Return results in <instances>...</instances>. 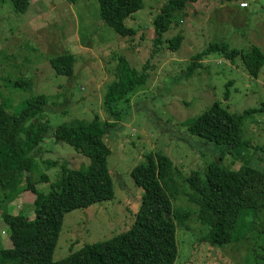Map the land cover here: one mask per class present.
I'll use <instances>...</instances> for the list:
<instances>
[{"label": "rangeland", "instance_id": "374dc122", "mask_svg": "<svg viewBox=\"0 0 264 264\" xmlns=\"http://www.w3.org/2000/svg\"><path fill=\"white\" fill-rule=\"evenodd\" d=\"M167 1L143 0L144 9L126 22L137 35L123 39L102 21L100 0H78L75 5L67 0H32L27 15L18 13L10 0H0V102L7 104L10 113H20L27 100L41 95L49 98L41 120L51 129L42 150L35 153L41 172L37 167L32 174L35 182H42L39 192L50 194L60 179V168L46 169L49 160L65 162L75 171L89 164L69 145H57L54 130L95 119L110 126L104 141L113 151L109 168L116 199L65 217L55 262L133 227L144 192L133 182L131 172L146 155L160 153L172 160L175 176L169 174L167 179L170 202L175 210L195 213L197 209L186 197L190 191L185 180L192 173L200 172L205 178L214 163L240 171L254 147L264 146V110H259L264 106V67L253 78L242 60L233 64L213 55L190 79L185 78L193 58L213 44H228L247 53L258 48L264 54V0H199L175 19L170 33L160 36L154 21ZM244 4L249 6L247 10L242 9ZM178 36L183 43L175 52L169 42ZM66 55L76 61L72 77L57 75L51 64L53 58ZM121 60L140 72L147 68L148 81L112 110L105 98L120 80ZM18 82L23 86H16ZM216 102L237 115L259 110L245 120L244 137L251 147L230 151L224 160L221 145L195 136L187 128ZM3 200L0 190V205ZM36 201L34 194L26 193L8 205L7 211L2 209L0 218L23 214L34 219ZM188 225L190 231L177 223V264H264V212L253 235L224 246H214L209 230L194 216ZM9 237L10 229L2 222V248L12 247Z\"/></svg>", "mask_w": 264, "mask_h": 264}, {"label": "trees", "instance_id": "16d2710c", "mask_svg": "<svg viewBox=\"0 0 264 264\" xmlns=\"http://www.w3.org/2000/svg\"><path fill=\"white\" fill-rule=\"evenodd\" d=\"M10 1L21 15H27L32 5V0ZM67 1L71 5L78 2ZM198 2L168 0L154 21L157 34L170 33L175 19L189 4ZM143 9V0H100L102 21L123 39L137 35L135 30L126 27V22ZM169 43L173 51L179 52L183 37L178 36ZM213 55L224 57L233 64L242 60L247 74L253 78H258L264 67V54L258 48L247 53L232 49L228 44H213L193 58L185 78L190 79ZM75 62L71 55L51 60L55 73L67 77L73 76ZM146 69L140 72L131 63L121 60L120 80L111 86L105 105L114 110V106L126 100L130 93L145 86L148 81ZM16 86H23V82ZM226 98H231L229 89ZM48 100L46 95L27 100L17 114L10 113L7 104L0 102V190L5 197L1 205L6 206L0 205V213L2 209L7 211L8 205L26 193L37 197L34 219L23 214L18 217L6 214L0 218V226L2 222L8 225L12 242L9 249L0 244V264H177L180 254L177 223L190 231L188 223L193 216L209 230L208 237L214 246L240 242L257 230L256 223L264 212V146L254 147L248 164H243L240 171L214 163L205 178L200 172L192 173L185 180L190 191L186 197L197 209L195 213L173 208L167 193L170 190L167 179L169 174H175L172 171L174 163L168 156L150 153L131 172L133 182L144 192L133 227L117 238L85 245L67 259L55 262V250L65 217L74 211L113 201L116 192L109 168L113 151L104 141L110 126L97 119L62 125L54 130L57 145H69L87 158L89 164L75 171L65 162L49 160L45 163L46 169L50 172L60 168V179L52 185L50 194L39 192L38 186L42 182H35L32 174L37 167L40 170L35 153L42 150L51 129L41 120ZM259 110L263 111L264 106ZM259 110L248 109L237 115L216 102L187 128L191 134L221 145V159L224 160L230 151H238L247 145L251 147L244 137L245 120ZM24 185H27L26 189H23Z\"/></svg>", "mask_w": 264, "mask_h": 264}, {"label": "built area", "instance_id": "2783aa9c", "mask_svg": "<svg viewBox=\"0 0 264 264\" xmlns=\"http://www.w3.org/2000/svg\"><path fill=\"white\" fill-rule=\"evenodd\" d=\"M249 8V6L247 5V4H244L243 6H242V9H244V10H247Z\"/></svg>", "mask_w": 264, "mask_h": 264}]
</instances>
